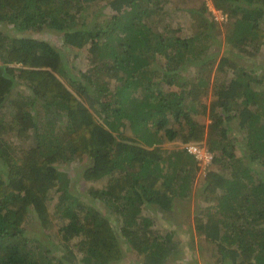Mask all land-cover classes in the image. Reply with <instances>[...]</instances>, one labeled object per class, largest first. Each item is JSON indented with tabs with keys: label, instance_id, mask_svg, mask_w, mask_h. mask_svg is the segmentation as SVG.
<instances>
[{
	"label": "trees",
	"instance_id": "1",
	"mask_svg": "<svg viewBox=\"0 0 264 264\" xmlns=\"http://www.w3.org/2000/svg\"><path fill=\"white\" fill-rule=\"evenodd\" d=\"M173 1L0 0V264H264V0H211L222 23L202 0L191 29ZM189 145L211 154L204 168ZM71 161L99 186L78 195ZM199 171L180 240L144 210L177 217Z\"/></svg>",
	"mask_w": 264,
	"mask_h": 264
},
{
	"label": "rangeland",
	"instance_id": "2",
	"mask_svg": "<svg viewBox=\"0 0 264 264\" xmlns=\"http://www.w3.org/2000/svg\"><path fill=\"white\" fill-rule=\"evenodd\" d=\"M205 2L204 6H202L201 8H205L207 7V10H202L203 13H205L206 16H209L208 13H212V16L213 18L217 19L219 22H223L225 21L227 15L224 14L222 11H219V10H215V8H213L212 6V3H211V0H203ZM176 5L178 6H181L180 8H184V12H178L179 15H176L174 17V21L175 22H180V25L182 26H185L186 28L189 27L190 29L191 28H195V22H197V20L199 18L202 17V15H200L199 13H194V14H191L190 12H192V10H187V8L189 7H196V8H200V4L202 3V0H176L173 1ZM99 11H98V17H101V18H107L106 16H102V15H105V14H110V12H112L110 10V8L108 6H103V3H99ZM184 16H186V19H187V22H185V24L182 21V19L184 18ZM211 16V15H210ZM199 17V18H197ZM184 24V25H183ZM184 29V28H182ZM216 30H220L219 33H217V37L220 38V40L222 41L223 40V37H224V34H223V31L222 28H218ZM179 31V30H178ZM27 35H30V36H38V37H42L43 39H46L48 41H50L51 43H53L57 48L59 47L60 43H61V40H60V37L55 33H47V32H44V31H39V32H36V33H32V31H28V32H25ZM225 47H227L223 42L220 43V49H219V52H222V53H225L227 51H225ZM255 61H264V45L261 46V49L259 51V54L258 56H255ZM87 48H83L79 51H76L72 54V56L70 57V59L68 58V64L71 65L73 67V70L75 69H82V68H85L87 65V62H88V59H87ZM250 68V67H249ZM73 72V71H72ZM207 122V121H206ZM15 144H19L18 141H15L14 142ZM169 148L173 149V148H182L183 145H176L174 144L173 142H166L165 143ZM202 151H204L203 147H201ZM205 160H207L205 158ZM205 160H201L199 162L201 168H204V166L206 165L205 163L207 161ZM84 164L83 162L82 163H79L78 161H71L69 163H66V162H63L62 164H59V168L60 169H63V170H66L67 173H68V176H70L71 178V181H70V184L71 186L75 185L76 184V187H78V195H82V194H86L85 190L87 189L88 186H93V189L94 188H97V186H99L98 184L96 185L95 183H88L86 184L84 182V180L82 179V177H79L81 175V169L83 168ZM203 174V171H199L197 174H196V180L194 182V187H193V194L188 197V198H184V200L180 199L178 200L175 204L176 206L175 207H179L180 209H177V212L178 213V216L173 218V219H168V218H165L164 216L161 215V213H157V212H154L152 210H144V214H146L147 216H150L152 218H154L155 220V223H157L158 227L161 228L162 230H165V229H173V230H176L178 235V239L180 240H187V239H190V232L189 230L187 231L186 227L187 226V220H191V217L192 216H188L190 214H192L194 212V210H197V206H198V203L199 201H201V198H200V191H201V187H200V178ZM83 196V195H82ZM89 196V195H88ZM89 201L90 203H92L93 205H96V209H98L102 214H104L107 218H109V221L110 223L113 225L116 233H118L119 231V222H120V219L118 218V215L117 213L115 212L116 209L115 208H112L111 205H109V203H103L102 200H98V199H94V198H91L89 196ZM55 200V197H53L52 195L49 196V201H48V205L50 207V209L52 210L53 209V206H52V202H54ZM82 202L84 203V201L82 200ZM190 213V214H189ZM119 219V220H118ZM62 226V221H59L58 219H55L53 221V226L51 229H49V232L50 233H55L57 232V230L59 231L60 230V227ZM195 233V232H194ZM195 237H193V240L194 242H196L198 239H197V234L195 233L194 234ZM197 248H196V253L197 255H202L203 257V260H207L209 259V252L212 251V248L211 247H208V246H205L203 247V251H201L200 253L197 252ZM184 256L185 258H187L189 256V254L186 252H184ZM203 264V263H201Z\"/></svg>",
	"mask_w": 264,
	"mask_h": 264
},
{
	"label": "built area",
	"instance_id": "3",
	"mask_svg": "<svg viewBox=\"0 0 264 264\" xmlns=\"http://www.w3.org/2000/svg\"><path fill=\"white\" fill-rule=\"evenodd\" d=\"M187 150L193 153L200 160H205L206 158L207 160L205 161L209 162L211 159V154L209 152H207L205 149H203L204 151H202V149L200 147H197L196 145L187 146Z\"/></svg>",
	"mask_w": 264,
	"mask_h": 264
},
{
	"label": "crops",
	"instance_id": "4",
	"mask_svg": "<svg viewBox=\"0 0 264 264\" xmlns=\"http://www.w3.org/2000/svg\"><path fill=\"white\" fill-rule=\"evenodd\" d=\"M224 34V33H223ZM176 205V204H175ZM155 208V207H154ZM145 210H147V209H145ZM149 210V209H148ZM154 210V209H153ZM155 211V210H154ZM168 219H170V218H168ZM171 219H173V217H171Z\"/></svg>",
	"mask_w": 264,
	"mask_h": 264
}]
</instances>
